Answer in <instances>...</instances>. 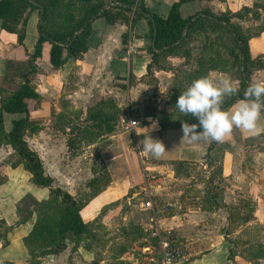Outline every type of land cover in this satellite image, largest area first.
<instances>
[{"label":"crops","instance_id":"1","mask_svg":"<svg viewBox=\"0 0 264 264\" xmlns=\"http://www.w3.org/2000/svg\"><path fill=\"white\" fill-rule=\"evenodd\" d=\"M178 1L141 0V3L148 14L165 19L171 7ZM254 4H260L262 8L258 10L264 11V0H187L179 3L177 11L181 17H187L206 8L219 15L226 11L235 13L243 7L252 8ZM233 19H236V22H233ZM38 20L37 11H32L28 15L21 43H18L16 33L1 28L0 20V98L9 95L19 84L18 73L28 56L34 52L38 39ZM231 22L248 30L250 36L247 45L252 58L264 53V18L258 11L243 21L232 18ZM261 26L263 29L258 31ZM124 34L127 35L125 42ZM149 34L150 26L145 16L135 17L129 25L120 21L110 24L103 17L94 18L90 23L86 51L80 58L75 59L64 50L62 65L57 69L53 68L49 61L50 44L43 41L40 57L34 62L37 72L31 81L38 97L25 99L26 114L2 113V127L6 133L11 130L13 121L28 118L31 128L26 130L24 140L37 153L44 173L52 178L54 185L71 195H76L80 189L79 173L76 165H73L76 158L70 155L66 146V125L63 122L67 121L72 125L74 117L80 115L84 118L87 108L101 97L110 95L116 98L119 117L114 128L117 131L108 135V143L99 152L109 173L110 183L81 207L79 214L85 223L97 219V222L108 227L118 214L126 220L123 214L125 211L122 209L126 204L135 203L136 190L147 188L153 196L158 195L164 182L162 172H172L176 164L204 163L210 141L189 143L182 137L181 128L161 130L154 116L143 117L141 114L142 103L147 98L149 90L148 85L141 81H136L131 86L127 85L126 78L129 74L137 79L146 73L147 64L151 61L148 51ZM188 39L187 36L185 40L187 45ZM128 44L133 47L130 53H127ZM190 56L206 60L202 46L197 53L190 49ZM155 67L157 68V65ZM233 72L234 70L231 72L214 70L209 77L224 74L238 86V80L231 78ZM155 77L159 82H169V74L163 70L155 71ZM257 80H264V69L256 70L250 76L251 83ZM121 84H125L126 87L120 89ZM131 114L140 115L138 125L130 130L124 129L120 119L131 118ZM262 133L264 115L258 119L254 132L233 128L231 135L220 142L229 145L220 160V175L229 184L230 189L220 190L222 195L216 198L219 205H213L216 207L214 210L210 212L202 204L186 205L183 208L182 204L177 202L167 203L156 209L160 227L170 229L184 247L185 256L180 264H230L228 260L230 245L224 235H215L211 232L213 227L211 223L214 222L216 213L224 214V218H227L228 205L239 188L241 190L244 187V191L255 203L252 222L264 223V214L260 215V212L264 213V149L251 160L244 154V149L249 143L241 145L246 139ZM146 135L164 145L166 152L159 158H153L140 151V142ZM130 144H135L141 152L142 167L136 151ZM12 154L10 145L4 143L0 145V169L3 170L0 174V244H3L0 246V264L3 262L29 264L30 256L23 238L30 232L36 220V212L25 203V199L31 198L36 204L47 200L49 191L45 187L47 190L33 192L30 187V182H33L31 173L24 169L22 163H15L12 166L11 162H15L16 159ZM4 160H7V165L2 164ZM144 167L148 169L142 171ZM256 167L260 170H255L258 176L254 177L252 169ZM91 177L92 173H88L86 179ZM81 190L87 191L85 185ZM117 201L119 203L116 207L108 208L100 215L104 206ZM209 202L214 204V200ZM136 238L147 240L139 236ZM71 247L72 243L67 242L62 252L46 255L38 264H94V254L84 246L79 244L74 251ZM149 249L155 248L150 246ZM101 262L103 261L100 260L99 263Z\"/></svg>","mask_w":264,"mask_h":264},{"label":"trees","instance_id":"2","mask_svg":"<svg viewBox=\"0 0 264 264\" xmlns=\"http://www.w3.org/2000/svg\"><path fill=\"white\" fill-rule=\"evenodd\" d=\"M183 1L187 0H179L175 3L168 16L162 19L153 14H148L141 0H0L1 28L7 32L16 33L18 43L23 41L28 15L32 11H37L39 16L38 39L34 52L28 56L18 73L19 84L9 95L0 98V145L4 143L11 146L12 157L16 158L15 162H11L12 166L15 163H22L24 169L31 173L32 181L48 188L49 191L47 200L35 204L36 220L30 232L23 238V243L30 256L29 264H38L44 256L62 252L68 241L72 243L71 250L74 251L86 236L94 237L93 230L101 228V223H98L97 219L92 222H83L79 211L90 198L110 183L109 173L99 158V171L95 167L91 168L92 177L86 181L87 191L83 192L84 199L81 200V194L71 195L59 186L53 185L52 178L44 173L37 153L24 140L26 130L31 128V122L27 117L13 121L9 132L3 131V112L26 114L25 99L38 97L31 81L37 72L34 62L36 58L40 57L43 41L49 42V61L52 67L57 69L62 65V52L64 50L75 59L80 58L86 51L90 23L94 18L103 17L110 24L120 21L129 25L135 17L145 16L150 26L148 51L151 61L147 64L146 73L143 76L136 79L133 75H128L126 78L128 86L134 85L136 81H141L147 85L144 79L152 76L151 67L155 66L161 57L179 54L186 60L194 62L193 69L184 73L183 78L186 85H181L180 80H174L172 83V97L168 103H165L167 107L171 108V111L164 110L161 112L165 116L164 119L160 116L155 117L161 130L182 128L183 123H198L195 117L190 114H181L175 106L179 94L194 79L209 76L214 70L221 72L234 70L231 78L238 80L237 93L225 97L222 104V109L228 111L234 103L244 99V92L251 84L250 76L256 70L264 69V53L252 58L247 45L250 35L246 34L239 24L231 22L232 18L243 21L253 16L257 11L264 18L263 9L258 10V8H262L260 4H254L252 8L243 7L235 13L226 11L219 15H215L204 8L193 15L181 17L177 7ZM262 29L261 26L258 31ZM192 30L194 32L204 31L206 34L202 43L206 60L192 58L189 49L184 46L188 32ZM126 38L127 35L124 34V42ZM224 51H226V55L222 53ZM120 87L125 88L126 85L121 84ZM141 114L143 117L154 116V112L145 105H142ZM118 116L119 108L116 103L112 99H105L89 106L83 119L85 123L94 122V127L98 130L93 136L95 139L111 134ZM74 128L71 127L69 133H72ZM78 129L81 133L89 131L88 126L83 127V130H80V127ZM197 130L199 131V128ZM66 146L68 149L73 147V142L68 137ZM228 147L227 143L210 141L204 157L206 166H212L215 160L220 161L223 152ZM217 172L221 173L220 165ZM217 197L218 194L216 193L208 198L216 200ZM118 203L117 201L104 206L100 215L106 209L116 207ZM241 203L242 207H246L247 212L243 220L249 221L254 212L255 203L253 200L242 201ZM231 212L234 211L229 205L228 216L230 213V218ZM2 245L0 244V246ZM84 247L91 250L88 245H84ZM250 252L253 260H263L264 243L256 242V245L250 247ZM228 260L230 264H236L231 248L228 250ZM1 264L14 263L3 262Z\"/></svg>","mask_w":264,"mask_h":264},{"label":"rangeland","instance_id":"3","mask_svg":"<svg viewBox=\"0 0 264 264\" xmlns=\"http://www.w3.org/2000/svg\"><path fill=\"white\" fill-rule=\"evenodd\" d=\"M79 6H81V4H79ZM243 30L248 34V30H245L244 28ZM205 35L204 31L194 32L192 30L191 33H188V45L185 43V48L189 49V51L191 49L194 53H197L199 47L202 46V43L204 42ZM211 37L213 36L211 35ZM228 44L230 46V43ZM222 53L225 55L227 54L226 51ZM191 57L194 58L193 56ZM156 65L157 68L155 67ZM156 65L151 67L152 76L144 79L149 90L147 98L143 101L142 105L148 106L154 112V117L158 118V116H160L164 119L165 116L161 112L164 110L167 112L171 111V108L167 107L165 103H168L172 97L173 81L180 80L181 85H186L185 79L183 78L184 73L193 69L194 62L186 60L179 54H170L163 58H159ZM157 70L167 72L169 74V82H159L155 77V71ZM120 89L123 88L120 87ZM105 99H112L116 103L115 97L107 95L104 98L101 97L97 99L93 104L99 100ZM131 116L130 117L135 120H140L141 118L138 114H131ZM63 123L66 125L65 132L67 137L73 142V147L67 149L70 151V155L76 158L73 165H76L79 173L78 185L80 189L77 194H81L80 199L83 200L84 191L81 189L86 184V176L88 173H92L91 168L95 167L99 171V152L108 143V135H103L94 139L93 136L98 132L94 127V122L85 123L83 117L80 115L74 117L72 125H69L67 121ZM85 126L89 127V131L87 133H81L78 127H80V130H83V127ZM71 127L75 128L72 133H69ZM115 131H117L116 128H114L113 132ZM242 143H249V146L244 149V154L248 159L252 160L255 154L264 149V133L246 139L241 142V145H243ZM90 144L93 145L90 146ZM260 161L262 163V159H260ZM140 162L141 161L139 160L140 167H142ZM2 164L7 165V160H4ZM219 165V160L214 161L212 168L207 167L203 162L195 164H176L172 168V172H162L161 175H163L164 182L159 189L160 192L158 195L151 196L155 210L159 209L158 207L173 202L182 204L183 208H185L186 205L191 206L202 204L203 207L208 208L210 212L211 210H214L216 207L213 205H219V201L216 199L214 200V204H210L209 200L212 199L208 197L216 193L222 195L220 190L225 191L228 188L230 189L229 184H227L217 172ZM256 168L252 169L254 177L258 176V172L255 170H260V168ZM2 172L3 170L0 169V174H2ZM30 183L33 192L46 189L33 182ZM244 190L245 188L242 187L241 190L239 188L235 191H238L239 194H234V197L229 204L232 211H234L231 212V218L230 213L226 219L224 218V214H214V222L211 223L213 225L211 232L215 235H224L225 240H227L230 248L233 250L234 261L236 264H262L264 263V259L258 261L251 258L252 253L250 252V247L256 245V242L264 243V223L258 224L252 222L254 212L249 221L243 220V217L247 212L245 209L246 207H242L241 202L252 200V197ZM134 199H136L135 203L131 202V204H126L122 209L125 211L123 214L126 216V220H123L121 214H118L112 225L105 227L101 224V228H95V230H93L94 237L86 236L80 243L82 246H90L91 250H93L91 251L89 249V251L94 254V264H156L155 262L158 257L157 250L149 249L150 246L154 247V243L146 237L145 233H143L137 225L140 218H147L149 214L148 212L144 214L141 213L136 206L138 197H134ZM25 200V203L35 209V203L31 198ZM239 203L240 205H238ZM262 214L264 213L260 212V215ZM209 218H211V216ZM126 223L128 225H126ZM137 235L146 238L147 240L137 239ZM68 243L70 242L68 241ZM100 260L103 262L99 263Z\"/></svg>","mask_w":264,"mask_h":264},{"label":"clouds","instance_id":"4","mask_svg":"<svg viewBox=\"0 0 264 264\" xmlns=\"http://www.w3.org/2000/svg\"><path fill=\"white\" fill-rule=\"evenodd\" d=\"M236 93V83L224 74L194 79L175 102L181 114H190L198 121L183 123L182 137L189 143L223 142L231 135L233 128L254 132L258 119L264 115V80L251 83L244 92V99L231 110H223L224 98ZM140 147V151L153 158H159L166 152L159 140L148 135L140 142Z\"/></svg>","mask_w":264,"mask_h":264},{"label":"built area","instance_id":"5","mask_svg":"<svg viewBox=\"0 0 264 264\" xmlns=\"http://www.w3.org/2000/svg\"><path fill=\"white\" fill-rule=\"evenodd\" d=\"M131 44L127 46V53L132 52ZM124 129L130 130L138 125L137 120L131 118L120 119ZM132 149L136 151L139 160L142 161L141 152L137 149L135 144H132ZM144 167L143 170H147ZM135 197H138L136 206L138 210L148 211L147 218H140L137 222L138 227L145 233L146 237L154 243V248L157 250L156 264H180L184 260L185 250L183 245L173 235L170 229H163L160 227L157 219V211L152 203L151 192L147 188H141L135 191Z\"/></svg>","mask_w":264,"mask_h":264},{"label":"water","instance_id":"6","mask_svg":"<svg viewBox=\"0 0 264 264\" xmlns=\"http://www.w3.org/2000/svg\"><path fill=\"white\" fill-rule=\"evenodd\" d=\"M233 22H236V19H233Z\"/></svg>","mask_w":264,"mask_h":264}]
</instances>
